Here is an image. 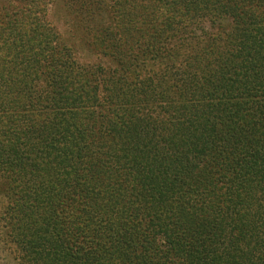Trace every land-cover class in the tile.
Wrapping results in <instances>:
<instances>
[{
	"label": "trees",
	"instance_id": "obj_1",
	"mask_svg": "<svg viewBox=\"0 0 264 264\" xmlns=\"http://www.w3.org/2000/svg\"><path fill=\"white\" fill-rule=\"evenodd\" d=\"M58 1L90 50L164 69L79 72L47 0H0V196L19 264H264V0ZM105 14L120 28L99 29Z\"/></svg>",
	"mask_w": 264,
	"mask_h": 264
},
{
	"label": "rangeland",
	"instance_id": "obj_2",
	"mask_svg": "<svg viewBox=\"0 0 264 264\" xmlns=\"http://www.w3.org/2000/svg\"><path fill=\"white\" fill-rule=\"evenodd\" d=\"M104 1L109 5L112 3L109 0ZM63 2L60 4L58 0H47L45 6V11L47 13L45 22L59 34L60 42L62 41L64 48L70 51L72 57L71 62H73L72 65L77 71L81 72V70H83L90 73L96 71L99 77H111L112 80H118L123 75V72H128L126 74L127 76L128 74L134 73L136 77H134L135 81L142 83L141 81L144 80L145 77L158 73L159 70L164 69L161 63H154L153 61L146 60L141 55L127 52L126 49H121L117 52L119 53L117 55L107 53L103 50H90L89 43L91 39L87 37V30L81 27L82 23L79 22L77 16L71 13V9H68L66 6L64 7ZM95 25H97L99 29L115 30L120 28V24H114L106 14L101 18V23L97 22ZM99 70H101L102 73H100ZM114 70H118V75H114ZM80 74L84 75V73ZM119 74L121 76H119ZM127 79V82H132L130 78L127 77ZM100 86H102L101 82ZM103 97L104 90L103 87H101L100 91L97 93V102L105 103V98ZM6 205V199L0 196V264H19L18 253L15 246L5 237L2 213Z\"/></svg>",
	"mask_w": 264,
	"mask_h": 264
}]
</instances>
